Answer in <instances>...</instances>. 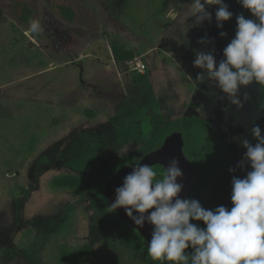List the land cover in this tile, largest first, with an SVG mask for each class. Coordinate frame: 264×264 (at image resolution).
Segmentation results:
<instances>
[{"label": "rangeland", "instance_id": "rangeland-1", "mask_svg": "<svg viewBox=\"0 0 264 264\" xmlns=\"http://www.w3.org/2000/svg\"><path fill=\"white\" fill-rule=\"evenodd\" d=\"M13 1L0 0V264H69L63 256L85 244L91 248L85 264H167L154 261L138 232L116 211L108 212L104 186L181 132L184 153L198 174L189 198L207 209L232 206L231 180L250 170L237 167L246 152L240 139L256 143L249 131L254 123L264 134V85L241 89L249 99L237 108L213 82L195 79L201 70L193 60L194 50L213 49L222 59L236 16L253 18L251 13L237 0H224L234 15L219 29L217 6H209L212 21L191 28L190 43H181L185 20L194 22L191 0H67L78 10L73 24L55 15L52 0H26L32 19L42 25L37 34L14 20ZM205 36L212 42L199 44ZM112 43L133 51V61L146 67L147 82L134 85L139 75L115 58L107 60ZM110 64L114 70L106 73ZM104 74L121 76L128 94L121 110L108 115L92 94L94 87L101 95L108 92ZM155 115L163 118L158 128L150 125ZM121 147L128 150L124 158L116 154ZM103 164L90 188L91 202L75 189L52 185L64 175L88 178Z\"/></svg>", "mask_w": 264, "mask_h": 264}, {"label": "clouds", "instance_id": "clouds-1", "mask_svg": "<svg viewBox=\"0 0 264 264\" xmlns=\"http://www.w3.org/2000/svg\"><path fill=\"white\" fill-rule=\"evenodd\" d=\"M253 18L236 16L235 35L223 49V58L217 61L214 52L194 50L193 67L201 71L195 79L201 83L211 81L219 89L222 99L242 108L249 99L245 89L253 83L264 85V0H237ZM215 10L216 26L223 29L224 22L234 13L224 0H191L192 24H183L181 32L187 41V32L212 21ZM188 17V18H189ZM42 31L41 22L32 19L27 32ZM221 37L227 35L221 31ZM207 36L198 40L207 45ZM264 111V106L260 107ZM255 144L247 138L240 139L246 149L237 167L247 166L243 177L231 180V207L218 206L207 209L197 199L181 198L183 177L179 160L171 158L163 169H155L147 163L132 165L122 185L115 189V199L108 212L123 208L134 224L143 228L152 226L147 243V254L154 260L167 264H264V134L259 125L249 130ZM117 156L124 158L128 150L121 147ZM234 173L235 169L230 168ZM159 175V178H157ZM134 213H136L134 215ZM202 222L203 227L198 223Z\"/></svg>", "mask_w": 264, "mask_h": 264}, {"label": "trees", "instance_id": "trees-1", "mask_svg": "<svg viewBox=\"0 0 264 264\" xmlns=\"http://www.w3.org/2000/svg\"><path fill=\"white\" fill-rule=\"evenodd\" d=\"M52 10L57 17L63 21L73 24L78 19V10L77 7L67 1V0H52ZM33 10L29 2L26 0H14L12 4V17L14 20L22 25H28L32 19ZM88 18L90 20V25L94 33L99 32L98 25L95 21V16L92 12H88ZM110 51L116 61L123 67L125 63L131 62L134 59V53L131 50H128L125 46L118 43H112L110 45ZM140 77L136 80L138 83L142 84L147 82L146 73L139 75ZM151 118L150 125L154 128H158L162 121L161 116ZM107 167V164H103L98 168H95L91 171L88 178H82L73 175H64L60 178L53 180L52 185L55 188L60 189H75L79 192L82 201L91 202L90 188L94 181L100 176L101 172ZM204 207V206H203ZM198 223L203 227L202 222ZM142 242L143 239L139 237ZM145 249L147 250L146 245L143 243ZM91 248L89 245L85 244L78 252L74 254L66 253L63 256V259L66 260L69 264H85L90 256Z\"/></svg>", "mask_w": 264, "mask_h": 264}, {"label": "water", "instance_id": "water-1", "mask_svg": "<svg viewBox=\"0 0 264 264\" xmlns=\"http://www.w3.org/2000/svg\"><path fill=\"white\" fill-rule=\"evenodd\" d=\"M184 146L185 140L183 138V134L181 132H174L167 136L155 151L148 153L144 158L140 159L133 165L147 163L152 167L159 166L163 169L171 158H177L179 160V166L183 171V177L178 178V182L182 183L184 186L179 195L181 198H188L193 186L198 180V174L190 160L185 155ZM131 166L132 165H128L117 171L105 184L102 193L108 204L114 201L115 189L122 185L124 177L132 171ZM116 213L119 220L138 232L147 247V243L151 238L152 226L147 222L143 228L136 226L134 222L125 214L123 208L117 209ZM135 214L136 213H134V215Z\"/></svg>", "mask_w": 264, "mask_h": 264}, {"label": "crops", "instance_id": "crops-1", "mask_svg": "<svg viewBox=\"0 0 264 264\" xmlns=\"http://www.w3.org/2000/svg\"><path fill=\"white\" fill-rule=\"evenodd\" d=\"M110 51V50H109ZM108 56L110 58H108L107 60L112 63H114V57L110 51V53H108ZM113 57V58H112ZM113 66L112 64L108 65L105 67V72L106 73H110L113 71ZM103 73V72H102ZM104 76L107 78V74H104ZM101 82V81H100ZM98 82V83H100ZM104 82L103 85L107 88V93L101 95V91L100 90H95V87L93 88V96L95 97H100L98 98L99 101L101 103H98L99 106L103 105L104 107L101 108V110L103 111L102 113L104 115H108L111 114L113 111H117L118 109L121 110L120 108L123 107L124 103L122 106H118L119 103L121 104L122 102H124V100L126 101L127 99V92H126V87L124 84V81H122L121 76L114 78L113 76L108 77L106 80L102 81ZM138 83V81L136 80L134 85H136ZM140 84V83H138ZM101 89V87H99ZM116 91H119L118 96L115 97V93ZM98 94V95H97ZM121 95V96H120ZM101 96H105V97H101ZM97 107V106H96ZM95 106H92L91 111H93V114H97L98 112L95 111L94 109H98ZM94 118V117H93Z\"/></svg>", "mask_w": 264, "mask_h": 264}, {"label": "built area", "instance_id": "built-area-1", "mask_svg": "<svg viewBox=\"0 0 264 264\" xmlns=\"http://www.w3.org/2000/svg\"><path fill=\"white\" fill-rule=\"evenodd\" d=\"M123 67L124 69H126V71L135 75H143L145 74V70H146V67L143 63L134 62V61L125 63Z\"/></svg>", "mask_w": 264, "mask_h": 264}, {"label": "flooded vegetation", "instance_id": "flooded-vegetation-1", "mask_svg": "<svg viewBox=\"0 0 264 264\" xmlns=\"http://www.w3.org/2000/svg\"><path fill=\"white\" fill-rule=\"evenodd\" d=\"M162 169V168H161ZM157 178H159V175H158V177ZM192 191V190H191ZM191 193V192H190ZM189 196H190V194H189ZM189 198V197H188ZM128 226V225H127ZM130 227V226H129ZM130 228H132V227H130Z\"/></svg>", "mask_w": 264, "mask_h": 264}]
</instances>
